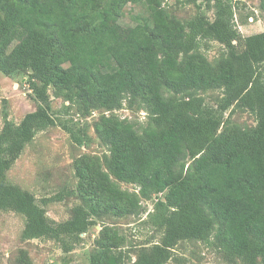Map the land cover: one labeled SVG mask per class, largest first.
<instances>
[{
    "label": "trees",
    "instance_id": "16d2710c",
    "mask_svg": "<svg viewBox=\"0 0 264 264\" xmlns=\"http://www.w3.org/2000/svg\"><path fill=\"white\" fill-rule=\"evenodd\" d=\"M202 3L213 19L201 5L182 19L165 0H0V71L27 76L38 103L17 123L6 111L0 131V210L24 215L23 239L69 253L100 223L87 264H167L188 240L264 264V31L243 35L233 0ZM128 4L140 7L132 26L120 22ZM213 40L226 51L210 60ZM53 97L69 102L64 113ZM125 103L146 120L120 116ZM72 111L99 116L77 123ZM242 111L256 124L239 123ZM55 126L79 146L93 127L105 152L75 158L76 186L39 200L8 172ZM65 195L80 202L57 221L45 205ZM145 213L162 235L133 259L114 222ZM17 261L32 264L25 249Z\"/></svg>",
    "mask_w": 264,
    "mask_h": 264
},
{
    "label": "rangeland",
    "instance_id": "374dc122",
    "mask_svg": "<svg viewBox=\"0 0 264 264\" xmlns=\"http://www.w3.org/2000/svg\"><path fill=\"white\" fill-rule=\"evenodd\" d=\"M235 22L243 35H250L264 31V12L260 9V0H233ZM165 5L171 12L182 19L193 17L197 12V5H201L205 13L214 18V10H207L202 0L197 4L188 0H165ZM139 6L128 4L125 14L120 19L124 26L135 24L133 14L138 12ZM210 60H214L226 51L223 44L210 41L208 48L204 49ZM27 76H7L0 71V131L4 124V113L9 118L20 122L24 115L37 108V101L27 84ZM209 102H212L210 100ZM69 104L62 98L53 97V106L57 112L64 113V105ZM122 117L146 120V113L137 107H124L117 111ZM99 116L95 111L92 115L84 117L71 112V117L77 123L86 120L93 122ZM69 118L70 116H66ZM236 120L243 125L256 124L255 117L249 112L235 114ZM92 141L87 146L76 145L69 133L59 126L48 128L37 134L35 139L26 146L22 155L8 172V180L14 184L33 192L40 200L44 197L54 196L60 191L74 188L77 179L74 176V160L84 153L103 154L105 146L96 137L94 128L89 130ZM123 188L134 190L132 184L121 183ZM80 202L74 195H65L62 201H51L45 205L48 215L57 221L70 217L73 206ZM149 210H153L154 202H147ZM119 230L126 236V245L131 248L133 259L136 258L137 249L141 245H150L151 241H158L162 232L147 222V213L142 216L120 218L114 222ZM25 217L13 211L0 210V264H18L21 250H27L32 264H87L94 248V239L101 229L98 223L82 235L83 240L69 253L62 250L60 245L51 239L22 238ZM242 264L241 262H236ZM224 256L214 245L201 241H183L174 249V257L167 264H236Z\"/></svg>",
    "mask_w": 264,
    "mask_h": 264
},
{
    "label": "water",
    "instance_id": "95a60500",
    "mask_svg": "<svg viewBox=\"0 0 264 264\" xmlns=\"http://www.w3.org/2000/svg\"><path fill=\"white\" fill-rule=\"evenodd\" d=\"M30 71H32V69Z\"/></svg>",
    "mask_w": 264,
    "mask_h": 264
}]
</instances>
